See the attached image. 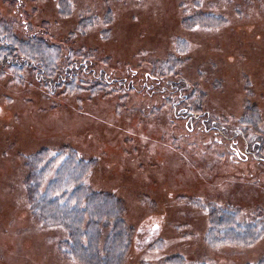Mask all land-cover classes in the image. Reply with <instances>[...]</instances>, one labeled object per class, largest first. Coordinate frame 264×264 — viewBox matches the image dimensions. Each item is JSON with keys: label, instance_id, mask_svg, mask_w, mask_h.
<instances>
[{"label": "rangeland", "instance_id": "rangeland-1", "mask_svg": "<svg viewBox=\"0 0 264 264\" xmlns=\"http://www.w3.org/2000/svg\"><path fill=\"white\" fill-rule=\"evenodd\" d=\"M2 33L80 71L0 64V264H80L26 194L27 157L62 146L123 202V264H264V0H0Z\"/></svg>", "mask_w": 264, "mask_h": 264}, {"label": "trees", "instance_id": "trees-1", "mask_svg": "<svg viewBox=\"0 0 264 264\" xmlns=\"http://www.w3.org/2000/svg\"><path fill=\"white\" fill-rule=\"evenodd\" d=\"M9 37L8 33L0 34V64L17 69L28 63L32 65L36 59L39 81L54 86L70 84L69 87L75 88L73 81L77 76L69 79L73 74L69 63L74 62L69 61L61 70H56L58 54L55 47L38 39L23 41L15 39L14 35H11L14 40ZM95 76L101 79V84H111L107 74L98 76L97 72ZM45 77L51 78L50 81ZM186 130L192 131L191 128ZM75 153L74 149L62 146L54 155L45 148L27 157L30 174L26 176L28 183L25 186L32 217L44 228L63 230L66 239L59 242V246L69 250L71 257L80 264H123L131 243L124 220V204L109 193L93 192L86 186L85 179L92 163L77 158ZM233 221V217L227 216L217 222L220 229L228 231L220 234L225 233L226 239L239 245L251 235L241 236L240 230L232 227Z\"/></svg>", "mask_w": 264, "mask_h": 264}, {"label": "bare ground", "instance_id": "bare-ground-1", "mask_svg": "<svg viewBox=\"0 0 264 264\" xmlns=\"http://www.w3.org/2000/svg\"><path fill=\"white\" fill-rule=\"evenodd\" d=\"M107 108H109V107H107ZM51 121H54L53 119H50ZM170 157V159H171V161H170V163H171V166H172V168H173V170H174V168L176 169V167H175V164H177V159L173 156V155H171V156H169ZM7 160V159H6ZM206 161H207V159H205ZM228 167H229V165H228ZM187 169H188V172H186L187 174H188V176L190 175V173H191V169H189V167H187ZM223 170H225V169H223ZM230 171V170H229ZM20 220H22V218H20ZM20 220H19V223H20ZM33 236H37V234H35V235H33ZM8 238V237H7Z\"/></svg>", "mask_w": 264, "mask_h": 264}, {"label": "flooded vegetation", "instance_id": "flooded-vegetation-1", "mask_svg": "<svg viewBox=\"0 0 264 264\" xmlns=\"http://www.w3.org/2000/svg\"><path fill=\"white\" fill-rule=\"evenodd\" d=\"M69 68H70L71 73L79 72V67L75 63H69ZM65 70H66V67H65Z\"/></svg>", "mask_w": 264, "mask_h": 264}]
</instances>
